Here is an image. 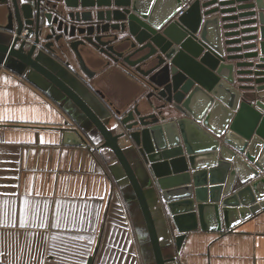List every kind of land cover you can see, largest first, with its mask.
I'll use <instances>...</instances> for the list:
<instances>
[{
    "label": "water",
    "instance_id": "obj_1",
    "mask_svg": "<svg viewBox=\"0 0 264 264\" xmlns=\"http://www.w3.org/2000/svg\"><path fill=\"white\" fill-rule=\"evenodd\" d=\"M63 3L61 15L49 0L3 2L0 65L113 154L145 263L172 264L188 232L210 221L222 230V219L229 229L238 212L263 209L264 0ZM55 47L71 51L90 79L89 64L132 70L148 88L145 101L114 116ZM70 130L68 143L84 142Z\"/></svg>",
    "mask_w": 264,
    "mask_h": 264
},
{
    "label": "crops",
    "instance_id": "obj_2",
    "mask_svg": "<svg viewBox=\"0 0 264 264\" xmlns=\"http://www.w3.org/2000/svg\"><path fill=\"white\" fill-rule=\"evenodd\" d=\"M60 59L70 60L71 72L104 95L99 98L114 116L116 109L145 101L148 88L142 79L119 63L103 68L88 63L96 72L90 79L74 56ZM259 96L264 100V91ZM73 128L84 137L81 144L67 142ZM114 161L46 93L24 76L1 70L0 235H17V256L27 261L29 246L42 234L50 248L61 241L86 247L82 264H146L123 186L111 167ZM25 199L29 203L22 212ZM230 223L226 229L222 219L218 231L210 221V228L188 232L172 264H264V208L247 217L238 212ZM0 251L8 264L7 251ZM53 257L59 264L55 250Z\"/></svg>",
    "mask_w": 264,
    "mask_h": 264
},
{
    "label": "snow or ice",
    "instance_id": "obj_3",
    "mask_svg": "<svg viewBox=\"0 0 264 264\" xmlns=\"http://www.w3.org/2000/svg\"><path fill=\"white\" fill-rule=\"evenodd\" d=\"M179 10V9H178ZM28 200H24V210H27ZM2 207V205H0ZM38 211V209H37ZM23 221H21V227H23ZM17 247V235L15 233H4L0 235V249L7 251L8 264H44L47 259L48 264H57L56 258L53 257V250L59 255V264H64L66 259H71L72 264H82L83 257L88 249L73 241H61L60 243L53 245L51 248L45 242L44 236L41 234L34 246L28 248V260L24 261L21 257L17 256L13 251ZM65 253H70V257ZM0 256H5V251H0ZM53 257L52 259H48Z\"/></svg>",
    "mask_w": 264,
    "mask_h": 264
},
{
    "label": "flooded vegetation",
    "instance_id": "obj_4",
    "mask_svg": "<svg viewBox=\"0 0 264 264\" xmlns=\"http://www.w3.org/2000/svg\"><path fill=\"white\" fill-rule=\"evenodd\" d=\"M5 1H7V0H0V9H2V8H6V7H7V4H6V5L2 4V3L5 2ZM49 1H50L51 4H53V3H55V4H59V13H61V15H62V13H63V11H64V9H65V5H64V3H63L64 0H49ZM2 13H3V17L0 18V24H4V23H6V18H5V17H7V16H4V14H6L7 11H6V10H5V11L0 10V14H2ZM26 31H28V30H26ZM55 49L58 50L57 47H55ZM58 51H59V53H60V55L58 56V59H59V61H61L63 64L65 63L66 60H62V59H60V56H62V57L74 56L73 53H72L71 51H68V50H67V52H63V51H60V50H58ZM75 60H76V59H75ZM67 62H69V63L71 64L70 60H67ZM76 62H77V61H76ZM77 65H78V63H77ZM69 66H70V65H69Z\"/></svg>",
    "mask_w": 264,
    "mask_h": 264
},
{
    "label": "built area",
    "instance_id": "obj_5",
    "mask_svg": "<svg viewBox=\"0 0 264 264\" xmlns=\"http://www.w3.org/2000/svg\"><path fill=\"white\" fill-rule=\"evenodd\" d=\"M2 69H4V67L2 65H0V72ZM0 264H7V263L3 259H0Z\"/></svg>",
    "mask_w": 264,
    "mask_h": 264
}]
</instances>
